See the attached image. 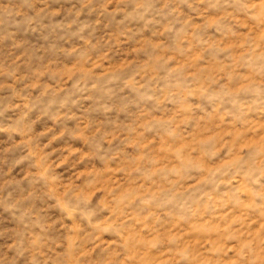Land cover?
Masks as SVG:
<instances>
[{
	"label": "clouds",
	"instance_id": "clouds-1",
	"mask_svg": "<svg viewBox=\"0 0 264 264\" xmlns=\"http://www.w3.org/2000/svg\"><path fill=\"white\" fill-rule=\"evenodd\" d=\"M0 264H264V0H0Z\"/></svg>",
	"mask_w": 264,
	"mask_h": 264
}]
</instances>
